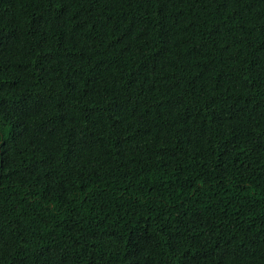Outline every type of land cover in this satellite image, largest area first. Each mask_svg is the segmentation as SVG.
<instances>
[{"label": "trees", "instance_id": "obj_1", "mask_svg": "<svg viewBox=\"0 0 264 264\" xmlns=\"http://www.w3.org/2000/svg\"><path fill=\"white\" fill-rule=\"evenodd\" d=\"M0 264H264V0H0Z\"/></svg>", "mask_w": 264, "mask_h": 264}]
</instances>
